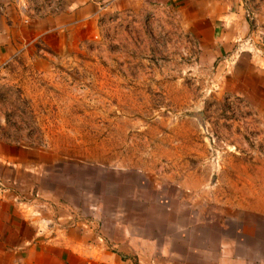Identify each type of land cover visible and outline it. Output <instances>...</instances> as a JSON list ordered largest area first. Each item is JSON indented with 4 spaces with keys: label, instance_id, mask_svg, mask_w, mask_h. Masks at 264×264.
<instances>
[{
    "label": "rangeland",
    "instance_id": "374dc122",
    "mask_svg": "<svg viewBox=\"0 0 264 264\" xmlns=\"http://www.w3.org/2000/svg\"><path fill=\"white\" fill-rule=\"evenodd\" d=\"M32 3L0 2L20 19L0 62L5 257L83 235L134 264H264V73L203 63L176 2Z\"/></svg>",
    "mask_w": 264,
    "mask_h": 264
},
{
    "label": "crops",
    "instance_id": "0c3cea01",
    "mask_svg": "<svg viewBox=\"0 0 264 264\" xmlns=\"http://www.w3.org/2000/svg\"><path fill=\"white\" fill-rule=\"evenodd\" d=\"M154 1L176 2L179 5L187 30L196 35L203 63L210 64L221 60L223 65L231 62L237 71L249 60L255 73H264V0ZM76 5L77 3L70 5L71 11L75 10ZM7 6L5 13L0 12V21H3L0 24V62L11 57L16 51L13 45L16 43L14 35H17L16 27L20 23L14 8ZM59 19L57 17V20ZM262 80L264 83V78ZM3 204L0 200V264H134L104 244L88 242L89 239L83 235L75 238L69 236L64 244L61 242L59 245L50 241L49 244L53 243L51 245L54 246H46L44 250L33 248L32 243L29 247L24 245L17 249L15 255L6 258L1 215ZM14 225L15 222L12 227ZM12 227L16 232V228ZM15 232L12 233V237H15L12 241L20 238ZM30 241L27 240L29 243Z\"/></svg>",
    "mask_w": 264,
    "mask_h": 264
},
{
    "label": "built area",
    "instance_id": "2783aa9c",
    "mask_svg": "<svg viewBox=\"0 0 264 264\" xmlns=\"http://www.w3.org/2000/svg\"><path fill=\"white\" fill-rule=\"evenodd\" d=\"M15 7L18 8L20 12L25 17L29 16L31 13V7H34L32 0H13ZM0 10H3V6H0Z\"/></svg>",
    "mask_w": 264,
    "mask_h": 264
}]
</instances>
